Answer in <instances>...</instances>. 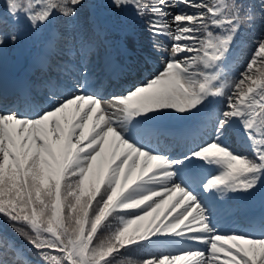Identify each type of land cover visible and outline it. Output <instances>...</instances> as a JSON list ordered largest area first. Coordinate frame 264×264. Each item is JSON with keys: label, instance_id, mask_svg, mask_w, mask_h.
I'll return each mask as SVG.
<instances>
[{"label": "snow or ice", "instance_id": "snow-or-ice-1", "mask_svg": "<svg viewBox=\"0 0 264 264\" xmlns=\"http://www.w3.org/2000/svg\"><path fill=\"white\" fill-rule=\"evenodd\" d=\"M84 6L0 8V49L40 35L47 88L26 110L0 107V264H264V224L218 217L224 197L264 186V0H109L156 38L159 66L107 93L92 66L103 48L115 74L106 37L51 27ZM258 23L237 68L238 38ZM166 116L185 123L162 127Z\"/></svg>", "mask_w": 264, "mask_h": 264}, {"label": "rangeland", "instance_id": "rangeland-1", "mask_svg": "<svg viewBox=\"0 0 264 264\" xmlns=\"http://www.w3.org/2000/svg\"><path fill=\"white\" fill-rule=\"evenodd\" d=\"M88 8L90 11H93V9H104L109 13L110 20L106 24H102L99 22L97 19L93 23L94 28L100 32L101 37H106V43L109 47V50L111 52V58H112V63L115 66L116 63L120 61H125L127 65L131 63L132 58H131V53L134 52V43L132 41L133 38V33L131 32L130 28V21H127L124 19V17L118 16L115 12L111 10L109 7V0H89L88 3ZM120 25H123L124 31H122V27ZM52 27V26H51ZM53 28V27H52ZM156 38H153V40ZM124 48V49H123ZM126 52H125V51ZM15 54L19 52L25 53L28 58H29V64H45L46 63V57L44 50L42 49L41 46V37L39 34H32L28 32L26 29L22 30L20 32V37L18 39V42L15 45ZM236 50L235 48L233 49V56L235 55ZM7 54V49L5 46L0 49V57H2V65H1V70L4 69L3 71H6V65L9 62V56H6ZM102 62H104L105 57H104V51L102 53ZM102 62L100 63L99 60H95L93 58L92 66L95 72V76L93 77L94 80L99 81L98 87L102 90L107 92H113V91H119L121 88L128 87L130 84H132L133 79L129 77V81L121 88L115 90L109 88V86H105L104 84L102 86V83L105 81L99 80V77L101 76V72L103 68L99 70V66H101ZM158 62H157V53L152 47L151 43V52L146 56L145 61L142 66L139 68L137 67L136 70L134 71L133 76L135 77H140L138 80L141 81L145 77L149 75V73L154 70L156 67H158ZM104 74V71L102 75ZM21 76V75H20ZM56 75L54 74L53 77ZM19 77V76H18ZM18 77H13V78H18ZM21 79V78H20ZM134 83V82H133ZM11 85L12 83H8ZM111 89V91H109ZM47 90H45L46 94ZM44 95L40 97V100L38 101V104H40L43 99ZM36 104V103H35ZM0 107L2 108H19V106H8V102H0ZM158 123L162 127L166 128H178L182 126L185 122L180 121L176 119L175 117L172 116H166L165 118L161 119L158 121ZM181 123L182 125H178ZM172 148H176V144L173 142L172 143ZM231 200L233 201V205L237 206L238 209H241V211L245 214H248L250 218H252V215L258 212V207L264 208V186L258 188L252 195L250 196H231ZM219 206V205H218ZM237 209V210H238ZM261 210V208H259ZM240 211V210H239ZM218 217L220 219V226L228 229V228H235L239 229L238 225L236 224L237 218L234 216L233 212H229L226 214L218 213ZM259 227H249V231H259Z\"/></svg>", "mask_w": 264, "mask_h": 264}, {"label": "trees", "instance_id": "trees-1", "mask_svg": "<svg viewBox=\"0 0 264 264\" xmlns=\"http://www.w3.org/2000/svg\"><path fill=\"white\" fill-rule=\"evenodd\" d=\"M86 2H88V0H85V6L80 10V14L75 20L70 22H66L63 19H59V18L54 20L53 24L55 28L60 31H63L66 28L74 29L76 31H80L81 29L88 28L91 21L89 18L88 10L86 8ZM2 5H3V0H0V8H2ZM134 26L136 28V33H137L136 38L138 40V43L145 45V42L151 37L148 35L146 31L144 23L142 21L136 20L134 22ZM261 30H262L261 25L258 23L254 30L242 31L240 35V39H241L240 50L236 57L237 68H240L243 65V63L248 60L252 52V49L254 47L253 41L260 35ZM6 44L10 45L11 42H8ZM35 77L36 79H38L37 76ZM232 142L234 147H236L238 151H241V149L239 148V142L236 141L235 139ZM262 222L264 223V219L262 220ZM244 225L246 224L244 223ZM28 255L30 258L35 259V255L31 251H29Z\"/></svg>", "mask_w": 264, "mask_h": 264}, {"label": "water", "instance_id": "water-1", "mask_svg": "<svg viewBox=\"0 0 264 264\" xmlns=\"http://www.w3.org/2000/svg\"><path fill=\"white\" fill-rule=\"evenodd\" d=\"M97 15L101 18V19H104V17L99 13V12H96ZM20 61V60H19Z\"/></svg>", "mask_w": 264, "mask_h": 264}, {"label": "bare ground", "instance_id": "bare-ground-1", "mask_svg": "<svg viewBox=\"0 0 264 264\" xmlns=\"http://www.w3.org/2000/svg\"><path fill=\"white\" fill-rule=\"evenodd\" d=\"M123 64V63H122Z\"/></svg>", "mask_w": 264, "mask_h": 264}]
</instances>
